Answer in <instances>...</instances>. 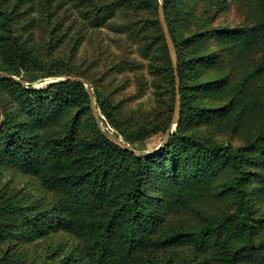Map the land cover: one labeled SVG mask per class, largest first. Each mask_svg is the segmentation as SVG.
I'll return each instance as SVG.
<instances>
[{
	"label": "rangeland",
	"instance_id": "374dc122",
	"mask_svg": "<svg viewBox=\"0 0 264 264\" xmlns=\"http://www.w3.org/2000/svg\"><path fill=\"white\" fill-rule=\"evenodd\" d=\"M160 8L161 0H0V264H89L67 216L117 214L116 230L130 227V212L120 210L132 186L131 152L107 136L102 144L101 128L137 152H157L136 163L143 214L140 237L122 247L130 264H264L241 255L240 230L168 237L236 209L229 162L182 187L183 176L204 165L194 136L233 147L254 143L242 186L251 197L254 238L264 240V0H164L181 64V110L166 141L175 82ZM9 38L25 48L31 82L8 72ZM63 78L85 89L23 91ZM166 143L170 152H158ZM74 197L79 202L70 206Z\"/></svg>",
	"mask_w": 264,
	"mask_h": 264
},
{
	"label": "trees",
	"instance_id": "16d2710c",
	"mask_svg": "<svg viewBox=\"0 0 264 264\" xmlns=\"http://www.w3.org/2000/svg\"><path fill=\"white\" fill-rule=\"evenodd\" d=\"M144 0H141L143 3ZM155 4L157 0H154ZM104 16V14H102ZM8 47V57L10 58L11 66L8 69L10 74L15 76H20L26 82H31L36 78L32 72L29 71V68L25 66V62L21 60H25L27 56L25 52V48L22 45L18 44V42L9 38L7 42ZM26 67V68H24ZM24 69V70H23ZM178 77H179V91L180 90V78H181V64L178 61ZM19 71H23L22 74H19ZM172 73V72H171ZM48 75H58L56 72L50 73ZM72 75V74H66ZM173 75V74H172ZM76 85L85 89L83 84L76 81H70L68 79L58 80L51 83H48L47 86L43 88H33L29 86L28 88H23V91L29 93L36 94H48L59 93L64 88ZM97 89V88H96ZM175 87L173 80L171 79V95L172 99L174 98ZM96 100L100 108L103 107L102 98L99 93V90H96ZM181 108V107H180ZM103 110V108H102ZM181 110V109H180ZM172 134L169 135L171 139ZM191 137V142L194 146V152L197 154V158L204 163L201 166V169H196V175L192 178H185L183 176L182 182L185 183L182 185H188L190 183H195L196 179L203 175L202 170H206V175L209 171H219L221 169L225 170L224 163H230L235 171L234 180L229 183V190L236 192V209L234 212L229 214H224L219 217L212 219L208 224L204 225L199 229H186L181 232H173L168 237L176 238L179 236H195V237H203L206 234H214L216 236H220L224 233L225 230L229 229V233H233L235 230L243 231L242 235L243 241L241 242L240 249H246L247 251L243 252L247 255L250 254L251 257L258 259L259 262L264 260V240H255V225L252 221V206H251V197L248 196L247 191L242 186L244 170L242 169V163L247 154H250L252 151V146L254 143L249 144L248 146H237L233 147L229 144H219V143H211L202 139H198L194 136ZM98 140L105 145V142H110L109 139L102 133L98 134ZM168 143V142H167ZM167 143L163 147L158 150V152H170L167 148ZM120 148V147H119ZM122 150H125L121 148ZM168 149V150H167ZM131 152V151H130ZM157 152H151L149 154L143 155V157H139L135 153L131 152V160H130V175L132 186L127 192V199L124 202L123 210L120 211H129L132 216L130 227H125L118 232L116 228H118L117 219L118 215L114 214L107 219H95L93 217H66V226L68 229L75 231L80 237L84 240L85 249L90 255L89 264H130L131 262L127 261L126 256L122 252V247L124 245H132L136 238L140 237V217L143 214L142 208L138 203V196L140 192L144 189L142 187L141 178L137 169V162L141 161L145 158H149L156 154ZM220 158L217 161V158ZM222 159V162H221ZM173 179L176 183H182L180 181V176L175 174ZM176 185V184H174ZM177 189H183L181 186L176 185ZM226 189L224 186L222 188ZM227 189V190H228ZM93 202L97 200L95 195L91 196ZM79 200L75 197L69 201V205H73L78 203ZM116 226V227H115ZM240 234V233H239ZM234 241H230L227 239L226 243H230ZM238 249L235 248L233 252V256H237Z\"/></svg>",
	"mask_w": 264,
	"mask_h": 264
},
{
	"label": "water",
	"instance_id": "95a60500",
	"mask_svg": "<svg viewBox=\"0 0 264 264\" xmlns=\"http://www.w3.org/2000/svg\"><path fill=\"white\" fill-rule=\"evenodd\" d=\"M164 3V0H161V8L159 11V18H160V23L165 35V39H166V43L168 46V50L172 59V63H173V73H174V82H175V98H174V109H173V115H172V120L170 122V129L168 130L166 137H165V141L167 138H169L170 133L172 132V127L176 124L177 119H178V115H179V110H180V91H179V77H178V70H177V62H176V55L174 53L173 50V44H172V39L170 37V33L168 31V28L165 24V21L163 19V12H162V5ZM7 76L13 78V75L10 74H6ZM79 81L81 82H85L84 80H82L81 78H77ZM64 80V78H63ZM51 83V82H49ZM86 84V82H85ZM87 90H88V95H89V99H90V106H91V110L92 113L95 117V120L98 124V126H100V116L97 110V107L95 105L94 99H93V95H92V91H91V87L87 84ZM3 117V116H2ZM102 133L107 136L108 138H110L111 140L119 143L121 146H123L124 148L130 150L131 152L135 153L138 156H143L146 154H149L151 152H137L136 150H134L132 147H130L128 144L121 142L117 137L113 136L112 134H110L109 132L105 131L104 129L101 128Z\"/></svg>",
	"mask_w": 264,
	"mask_h": 264
},
{
	"label": "bare ground",
	"instance_id": "6f19581e",
	"mask_svg": "<svg viewBox=\"0 0 264 264\" xmlns=\"http://www.w3.org/2000/svg\"><path fill=\"white\" fill-rule=\"evenodd\" d=\"M106 125V124H105Z\"/></svg>",
	"mask_w": 264,
	"mask_h": 264
}]
</instances>
